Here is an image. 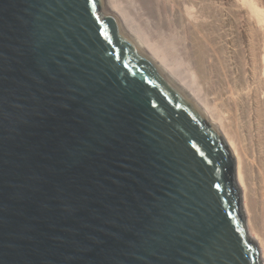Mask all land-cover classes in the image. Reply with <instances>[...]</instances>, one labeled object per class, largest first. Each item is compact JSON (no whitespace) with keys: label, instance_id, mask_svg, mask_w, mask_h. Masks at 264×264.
Instances as JSON below:
<instances>
[{"label":"water","instance_id":"obj_1","mask_svg":"<svg viewBox=\"0 0 264 264\" xmlns=\"http://www.w3.org/2000/svg\"><path fill=\"white\" fill-rule=\"evenodd\" d=\"M0 264H263L230 146L103 0H0Z\"/></svg>","mask_w":264,"mask_h":264},{"label":"bare ground","instance_id":"obj_2","mask_svg":"<svg viewBox=\"0 0 264 264\" xmlns=\"http://www.w3.org/2000/svg\"><path fill=\"white\" fill-rule=\"evenodd\" d=\"M103 9L230 146L264 264V0H103Z\"/></svg>","mask_w":264,"mask_h":264},{"label":"rangeland","instance_id":"obj_3","mask_svg":"<svg viewBox=\"0 0 264 264\" xmlns=\"http://www.w3.org/2000/svg\"><path fill=\"white\" fill-rule=\"evenodd\" d=\"M156 8H157V6H156ZM162 8H163V7L161 6V8H159V9L157 8V9H158L159 12H160V10H163ZM158 10H157V11L155 10V12L153 11V14H154L153 16L157 19L158 22H160V21L158 20L159 18H157V17H158V16H157V15H158ZM156 14H157V15H156ZM158 22H157V23H158ZM159 24H160V23H159Z\"/></svg>","mask_w":264,"mask_h":264}]
</instances>
